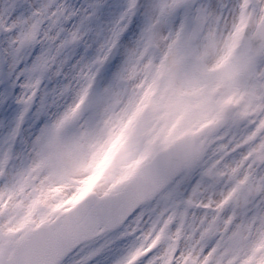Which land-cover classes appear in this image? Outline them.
Instances as JSON below:
<instances>
[{"label": "snow or ice", "instance_id": "obj_1", "mask_svg": "<svg viewBox=\"0 0 264 264\" xmlns=\"http://www.w3.org/2000/svg\"><path fill=\"white\" fill-rule=\"evenodd\" d=\"M0 264H264V0H0Z\"/></svg>", "mask_w": 264, "mask_h": 264}, {"label": "rangeland", "instance_id": "obj_2", "mask_svg": "<svg viewBox=\"0 0 264 264\" xmlns=\"http://www.w3.org/2000/svg\"><path fill=\"white\" fill-rule=\"evenodd\" d=\"M122 141H123L122 137L119 140L114 138L112 142H110L108 145H105L100 150L99 156L101 155L102 152H106L108 154L106 157L107 163L101 171L93 172L96 166L97 159L93 162L90 168V175H88L89 179H84L82 181H79L80 193L90 191L100 180L104 178L105 173L113 165L114 160L121 154ZM70 203H75V199L70 201Z\"/></svg>", "mask_w": 264, "mask_h": 264}, {"label": "clouds", "instance_id": "obj_3", "mask_svg": "<svg viewBox=\"0 0 264 264\" xmlns=\"http://www.w3.org/2000/svg\"><path fill=\"white\" fill-rule=\"evenodd\" d=\"M107 155L108 154L106 152L101 153V155L97 158L96 166L93 172H99L104 168V166L107 163V159H106ZM85 179H89V176L85 177Z\"/></svg>", "mask_w": 264, "mask_h": 264}]
</instances>
